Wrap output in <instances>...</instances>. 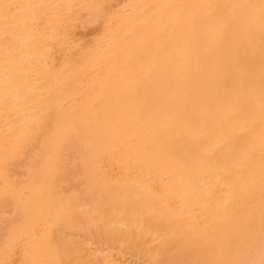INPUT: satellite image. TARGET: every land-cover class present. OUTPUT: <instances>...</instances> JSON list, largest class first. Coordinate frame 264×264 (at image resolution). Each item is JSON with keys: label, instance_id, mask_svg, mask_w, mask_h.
I'll list each match as a JSON object with an SVG mask.
<instances>
[{"label": "bare ground", "instance_id": "bare-ground-1", "mask_svg": "<svg viewBox=\"0 0 264 264\" xmlns=\"http://www.w3.org/2000/svg\"><path fill=\"white\" fill-rule=\"evenodd\" d=\"M0 264H264V0H0Z\"/></svg>", "mask_w": 264, "mask_h": 264}, {"label": "rangeland", "instance_id": "rangeland-1", "mask_svg": "<svg viewBox=\"0 0 264 264\" xmlns=\"http://www.w3.org/2000/svg\"><path fill=\"white\" fill-rule=\"evenodd\" d=\"M83 25H81V24H77L75 27H74V33H73V36H74V39H78V40H83V38H85L83 41H86L87 39L89 40L91 37H92V35H93V33H95L96 31H97V26L96 25H89L88 26V24L86 25V24H84V23H82ZM81 26H83V27H81ZM86 26V27H85ZM90 27V28H89ZM83 28V29H82ZM95 28V29H94ZM84 29H85V31H84ZM94 30V31H93ZM93 31V32H92ZM77 32V33H76ZM84 33V35H83V33ZM85 34H86V36H85ZM83 38H82V37Z\"/></svg>", "mask_w": 264, "mask_h": 264}]
</instances>
